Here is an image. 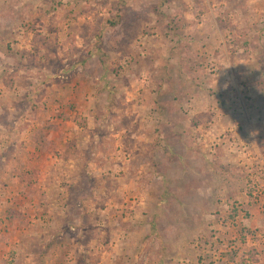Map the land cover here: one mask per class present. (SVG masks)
I'll return each mask as SVG.
<instances>
[{
  "label": "rangeland",
  "instance_id": "374dc122",
  "mask_svg": "<svg viewBox=\"0 0 264 264\" xmlns=\"http://www.w3.org/2000/svg\"><path fill=\"white\" fill-rule=\"evenodd\" d=\"M1 101L81 157L0 166V264H264V0H0Z\"/></svg>",
  "mask_w": 264,
  "mask_h": 264
},
{
  "label": "crops",
  "instance_id": "0c3cea01",
  "mask_svg": "<svg viewBox=\"0 0 264 264\" xmlns=\"http://www.w3.org/2000/svg\"><path fill=\"white\" fill-rule=\"evenodd\" d=\"M8 90L9 92L13 91L10 89ZM2 103L3 102L1 101L0 104L3 106ZM27 107L29 108L27 112L20 111L18 113L19 117L17 116L11 121L8 119L9 116H11L9 114L11 109H8L9 107L5 106L0 107V127L11 125V130L7 134H0V166L7 167L8 171H10V175L8 176H12L11 180H14L15 177H18L24 181L22 182V187L24 189L28 188L30 185V180H28V178L32 179L33 176L37 177L40 175L38 169H40V167L43 168L42 166L45 164L42 161L43 156L52 158L50 154H56L55 163H52L51 161L52 165L49 166L51 168H49L48 171L51 170L55 175L58 176H62L63 171H67L68 169L72 168L74 160L81 157L79 152H75L73 150L76 147L78 148L76 145V140L69 139L68 141H71L69 142V145L66 143L64 146L60 147L57 141H54L50 137V134L53 133V130H57V128L54 127L57 125L59 127L62 122L55 123L58 119L54 120L51 118V116L48 118V120L43 119V114L41 113L40 108L37 110L30 102L29 106ZM30 113H33V115L28 117ZM14 125L17 127H24L25 130H19L18 128L20 133L16 134L17 130L13 129ZM51 129L53 130L51 131ZM40 131H43L45 142L38 141L39 139L36 140V136ZM28 138L30 139L29 141ZM28 142L33 144L31 149L28 148L30 144ZM74 145H76V147ZM24 147H27L28 149H25ZM81 154H84V152ZM25 173H29L27 178L24 176Z\"/></svg>",
  "mask_w": 264,
  "mask_h": 264
},
{
  "label": "trees",
  "instance_id": "16d2710c",
  "mask_svg": "<svg viewBox=\"0 0 264 264\" xmlns=\"http://www.w3.org/2000/svg\"><path fill=\"white\" fill-rule=\"evenodd\" d=\"M36 138H37L36 140L39 139L38 141L45 142L43 131H40L39 134H37Z\"/></svg>",
  "mask_w": 264,
  "mask_h": 264
}]
</instances>
